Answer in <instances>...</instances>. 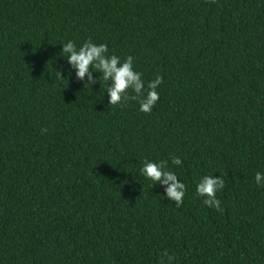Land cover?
I'll return each mask as SVG.
<instances>
[{
    "label": "trees",
    "instance_id": "trees-1",
    "mask_svg": "<svg viewBox=\"0 0 264 264\" xmlns=\"http://www.w3.org/2000/svg\"><path fill=\"white\" fill-rule=\"evenodd\" d=\"M88 40L162 77L150 113L77 78L62 44ZM145 160L187 185L180 207ZM257 171L264 0H0V264H264Z\"/></svg>",
    "mask_w": 264,
    "mask_h": 264
},
{
    "label": "clouds",
    "instance_id": "clouds-1",
    "mask_svg": "<svg viewBox=\"0 0 264 264\" xmlns=\"http://www.w3.org/2000/svg\"><path fill=\"white\" fill-rule=\"evenodd\" d=\"M62 45L61 55L66 57L67 62L76 70L78 79L83 80L90 68L101 73V81L104 82L110 106L121 105L132 100L138 103L139 111L145 114L150 113L156 106L159 100L158 88L163 82L162 77L157 75L155 79L145 82L142 79V73L135 70L131 56L121 60L119 56L109 54L107 44H97L92 40L85 41L79 47L73 41H67ZM89 81H91V76H89ZM130 93H134V95H130ZM46 131L47 129H42V132ZM171 164L182 166V160L178 156H172ZM140 174L151 181L152 185L166 186V198L174 201L176 207L182 205L187 185L178 181L177 174L169 170L164 161L145 160ZM255 183L259 187H264V171L255 173ZM224 187L223 177L216 178L214 175H205L196 183V195L203 198V204L208 208L219 210L221 202L217 198V193ZM174 259V256L165 252L161 256L159 264H173Z\"/></svg>",
    "mask_w": 264,
    "mask_h": 264
}]
</instances>
